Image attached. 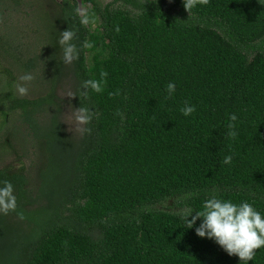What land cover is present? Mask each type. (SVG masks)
<instances>
[{
	"label": "trees",
	"instance_id": "trees-1",
	"mask_svg": "<svg viewBox=\"0 0 264 264\" xmlns=\"http://www.w3.org/2000/svg\"><path fill=\"white\" fill-rule=\"evenodd\" d=\"M80 1L84 14L79 0L57 1L60 28L50 27L57 42L61 32H76L75 102L97 115L84 126L91 133L71 141L56 119L37 122L53 91L48 100L16 103L52 153L48 203L29 209L27 178L0 170V186L12 183L18 205L0 214V264H241L196 234L202 220L188 229L183 212L216 196L264 216V0H210L191 14L184 0ZM56 56L60 78L65 63ZM88 79L103 91L89 89L81 102ZM170 82L176 91L167 98ZM186 103L196 109L190 116L181 112ZM21 212L28 228L13 219ZM249 264H264V248Z\"/></svg>",
	"mask_w": 264,
	"mask_h": 264
},
{
	"label": "rangeland",
	"instance_id": "rangeland-1",
	"mask_svg": "<svg viewBox=\"0 0 264 264\" xmlns=\"http://www.w3.org/2000/svg\"><path fill=\"white\" fill-rule=\"evenodd\" d=\"M57 1L0 0V168L9 167L27 178L25 188L35 202L29 209H39L48 203L43 193L44 173L52 153L44 146V139L38 138L33 127L25 121L23 110L16 103L48 100L53 91L51 101L44 103L42 112L36 115L39 126H49L56 119L68 140L79 141L83 135L75 130L70 119L78 108L75 98L67 97L69 92L75 94L76 91L70 64H65L60 78H56L51 66L52 54L57 55V60L63 57L62 47L50 27L55 22L57 32L60 28L56 20ZM99 1L107 4L113 0ZM87 6L79 0L81 14L86 12ZM26 74L34 79L27 84L28 94L20 96L15 86L23 83L19 78ZM70 125L73 132L68 131ZM13 219L25 228L30 225L19 215H14Z\"/></svg>",
	"mask_w": 264,
	"mask_h": 264
},
{
	"label": "clouds",
	"instance_id": "clouds-1",
	"mask_svg": "<svg viewBox=\"0 0 264 264\" xmlns=\"http://www.w3.org/2000/svg\"><path fill=\"white\" fill-rule=\"evenodd\" d=\"M210 3V0H184L185 9L191 14L193 8L197 5L206 6ZM79 14V10H78ZM81 23L88 25L90 23L89 18L86 15L81 17ZM119 32V27L116 28ZM76 38V32L72 29H67L61 32V37L58 41L59 45L63 49V62L65 64H71L74 60L79 59V51L72 41ZM93 45L89 42H85V48H91ZM103 83H106L108 73L101 72ZM34 77L31 74L23 75L19 78L23 83H18L16 92L20 96H26L28 94L29 84ZM82 91L79 94L81 102L89 95L88 90H92L96 93L103 91L102 83L100 80L88 79L83 81ZM167 98H171L176 91V85L173 82L167 85ZM120 90L115 93H109L110 96L119 95ZM77 95L69 92L67 97L75 98ZM75 112L71 114L75 126V130L81 134L84 132L91 133L90 128L84 127L91 123L96 112L91 111L85 106L75 108ZM196 111L194 106H190L187 103L181 108V112L184 116H190ZM117 115L122 113L119 111ZM238 117L235 114L229 116L230 123L228 124L229 132L228 136L235 139L237 133L235 129V121ZM68 131L73 132V127L70 125ZM224 164L232 163V156H225L223 159ZM3 186H0V214L8 215L10 212L17 210V199L14 195V188L11 182L3 181ZM21 220L24 219L23 213H18ZM183 216L186 220V227L188 229L193 228L198 220H202V223L196 227V234L201 238L213 239L218 245H220L230 256H238L241 264H249L254 260L255 254L261 248H264V216L257 211L251 204L242 202L237 205L231 201H224L216 196L205 200L202 205V210L192 213L191 210H185ZM191 217V219H189Z\"/></svg>",
	"mask_w": 264,
	"mask_h": 264
},
{
	"label": "flooded vegetation",
	"instance_id": "flooded-vegetation-1",
	"mask_svg": "<svg viewBox=\"0 0 264 264\" xmlns=\"http://www.w3.org/2000/svg\"><path fill=\"white\" fill-rule=\"evenodd\" d=\"M4 168H7V169H9L10 171H11V168H9V167H4ZM4 168H0V170H2V169H4ZM13 171V170H12Z\"/></svg>",
	"mask_w": 264,
	"mask_h": 264
}]
</instances>
